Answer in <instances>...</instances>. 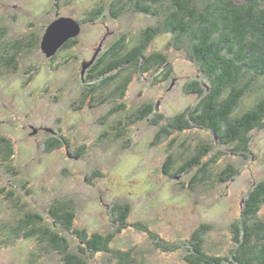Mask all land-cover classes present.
Instances as JSON below:
<instances>
[{"label":"rangeland","instance_id":"374dc122","mask_svg":"<svg viewBox=\"0 0 264 264\" xmlns=\"http://www.w3.org/2000/svg\"><path fill=\"white\" fill-rule=\"evenodd\" d=\"M113 2L0 0V39L9 46L7 60L13 59L7 70L0 66V137L12 147L10 157H0V264H64L46 242L22 236L7 240L5 232L25 212L50 221L54 201L73 207L74 228L112 234L110 249L129 252L132 264H185L191 233L203 224L208 226L205 250L228 255L234 245L231 224L239 219L248 190L264 178V129L250 131L247 150L241 152L221 145L202 127L159 132L195 105L198 97L184 87L201 79L196 62L175 46L170 33H158L144 51L145 56L165 54L169 76L159 74L156 65L143 72L126 65L114 81L99 87L103 103L90 107L88 98L81 104L87 71L97 57L122 35L126 48L119 53L126 54L142 31L163 18L129 10L114 18ZM98 6L103 10L95 21L80 23L75 45L46 57L40 43L52 21L60 16L82 20ZM15 41L27 46L15 50L10 47ZM123 79L128 83L120 91L116 85ZM256 96L242 98L235 113L249 108ZM146 106L151 111L136 120ZM206 147L201 163L175 173ZM169 155L172 167L164 174ZM214 156L209 178L193 181L199 166ZM227 166L237 173L221 182ZM116 207L128 208L123 222ZM258 213L264 216V203ZM59 232L86 264H116L113 253L89 250L73 234ZM173 244L172 250L163 248Z\"/></svg>","mask_w":264,"mask_h":264},{"label":"trees","instance_id":"16d2710c","mask_svg":"<svg viewBox=\"0 0 264 264\" xmlns=\"http://www.w3.org/2000/svg\"><path fill=\"white\" fill-rule=\"evenodd\" d=\"M110 7L114 18L127 10L160 15L163 18L155 26L142 31V38H138L126 54L121 56L119 53L126 48V35H122L114 45L97 57L87 71L89 84L82 93L81 104L90 94L93 96L88 100L90 107L94 103H103L99 87L103 88L114 81L126 65L134 66L133 68L142 72L156 65L157 71L160 70L159 74L162 73L164 78L169 76L171 67L165 54L152 52L149 56L144 55L150 41L158 33L167 32L173 35L175 46L196 62L201 79L195 78L184 87L187 94L192 93L198 97L195 105L174 115L159 132L168 134L171 129L202 127L208 129L221 145L232 144L234 152L247 150L250 141L247 134L255 129H264V0H114ZM102 10L103 7L98 6L77 21L93 22ZM77 41V38L67 40L60 50L75 45ZM34 44L35 47L39 45L37 42ZM22 45L27 46L25 43ZM22 45L20 41H15L10 47L18 50ZM11 61L13 59L10 57L7 61L9 66L13 65ZM127 81L128 79H123L116 85V89H125ZM253 92L257 93L256 101L239 115L236 114L235 109L242 98ZM95 94L98 96L94 97ZM150 111L151 106L140 109L135 119L139 120V117ZM55 141L59 143L58 140ZM208 148L197 149L194 155L182 162L175 173L188 172L191 167L201 163V156ZM11 153L9 140L0 137L1 159L4 161ZM172 158L169 155L164 163V174H170ZM216 159L217 156H214L202 163L193 175V181L209 178L210 163ZM224 173L227 174L224 178H218L221 182L232 178L237 170L227 166ZM7 195H12V190ZM263 203L264 178L248 190L241 215L231 224L234 245L228 255H215L205 250L203 234L208 226L203 224L191 233L189 246L183 257L185 264H264V216H259L258 213ZM115 210L119 213L118 219L123 222L128 208L122 207L118 211L116 207ZM49 214L51 220L47 222L36 212H25L15 224L6 227L7 240L22 236L46 242L50 249L60 254L64 264H86L79 254L71 251L67 239L59 232L66 231L83 242L89 250L113 253L116 264L133 263L129 252L110 249L112 234H87L84 229L74 228L75 212L70 204L54 201ZM138 226L146 229L141 224ZM176 247L174 244L163 245L166 250ZM80 250L84 253L81 246Z\"/></svg>","mask_w":264,"mask_h":264},{"label":"water","instance_id":"95a60500","mask_svg":"<svg viewBox=\"0 0 264 264\" xmlns=\"http://www.w3.org/2000/svg\"><path fill=\"white\" fill-rule=\"evenodd\" d=\"M80 30L81 25L76 19L67 16L57 17L42 35L40 49L50 58L67 40L75 38ZM91 63L92 60L85 64L84 68Z\"/></svg>","mask_w":264,"mask_h":264},{"label":"flooded vegetation","instance_id":"af4514ba","mask_svg":"<svg viewBox=\"0 0 264 264\" xmlns=\"http://www.w3.org/2000/svg\"><path fill=\"white\" fill-rule=\"evenodd\" d=\"M10 58V57H8ZM7 43L5 44L4 41H2L0 39V66L3 67L4 69L7 70V67L10 65L9 63H7ZM89 84V83H87ZM98 95L95 94L94 97H97ZM92 95L90 94V96L88 98L92 99Z\"/></svg>","mask_w":264,"mask_h":264}]
</instances>
